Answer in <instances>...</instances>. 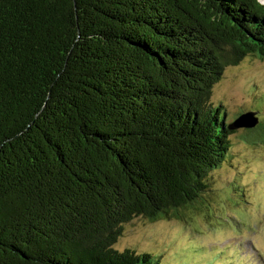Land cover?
Returning <instances> with one entry per match:
<instances>
[{
  "label": "trees",
  "instance_id": "1",
  "mask_svg": "<svg viewBox=\"0 0 264 264\" xmlns=\"http://www.w3.org/2000/svg\"><path fill=\"white\" fill-rule=\"evenodd\" d=\"M247 56L264 0H0V264H166L119 239L203 206L240 128L264 142V96L211 100Z\"/></svg>",
  "mask_w": 264,
  "mask_h": 264
},
{
  "label": "rangeland",
  "instance_id": "2",
  "mask_svg": "<svg viewBox=\"0 0 264 264\" xmlns=\"http://www.w3.org/2000/svg\"><path fill=\"white\" fill-rule=\"evenodd\" d=\"M260 96H264V59L247 56L226 69L211 100L224 105L233 117L254 109ZM260 119L264 121V112ZM243 129L233 135L231 158L224 162L215 190L203 206L192 210L185 221L151 223L136 218L126 225L118 247L161 251L166 264L182 260L184 264H264V142H245ZM186 253L192 255L187 259Z\"/></svg>",
  "mask_w": 264,
  "mask_h": 264
},
{
  "label": "water",
  "instance_id": "3",
  "mask_svg": "<svg viewBox=\"0 0 264 264\" xmlns=\"http://www.w3.org/2000/svg\"><path fill=\"white\" fill-rule=\"evenodd\" d=\"M258 123V118L254 116L252 113L243 114L240 116L236 122V128L245 127V128H251L256 126Z\"/></svg>",
  "mask_w": 264,
  "mask_h": 264
}]
</instances>
